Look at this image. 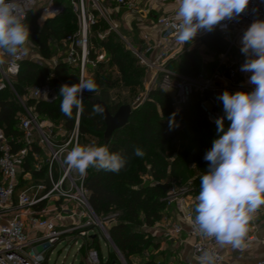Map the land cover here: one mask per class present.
<instances>
[{
    "label": "trees",
    "instance_id": "obj_1",
    "mask_svg": "<svg viewBox=\"0 0 264 264\" xmlns=\"http://www.w3.org/2000/svg\"><path fill=\"white\" fill-rule=\"evenodd\" d=\"M40 15L39 9L30 11L25 23L29 26L32 44L44 57L49 58L53 52L52 43L60 42L68 34L76 32L78 19L72 5L66 0L63 11L48 17L43 23L39 22ZM152 15L156 17L153 12ZM107 29L108 24L102 19L91 26V41L95 47H99V44L103 47L106 58L96 64L90 78L97 83L99 92L83 93L79 145L81 140L84 142V137H94L97 139L94 144H90V140H85V143L106 145L110 152L124 156L127 164L119 172L90 167L84 177V187L88 192L89 204L106 226L111 240L127 263L136 264L135 260L141 258L140 264H161L158 261L159 255H146L151 247H157L154 236H150L146 227L154 226L170 209L165 200L168 190L165 191L159 184L167 183L170 188V181L173 179L177 182L190 181V193L196 197L200 191V178L208 169L204 155L218 138L217 126L207 119L196 92L185 104L177 107L169 93L154 85L144 101L135 107L128 123L115 130L111 137H105L106 122L97 110L94 111L95 102L103 100L110 112L115 113L125 102L115 101L112 90L117 86H125L130 87L132 91L143 85L147 70L118 34L111 32L103 40L98 37V32H106ZM200 40L216 52H223L228 45L216 31L206 33ZM96 55L93 49L90 58L95 59ZM182 55V66L173 67V60L167 64L179 73L196 75L202 69H208L215 64L214 62L212 65L198 68L193 51H185ZM108 67H115L119 76L108 73ZM79 80L78 69L65 62L48 68L35 60L25 58L21 62L18 75L13 78V86L18 95H26L27 105L33 106L39 115H45L56 123L63 124L66 130L64 140L74 128L78 112L73 109L70 119L60 111L62 98L59 90L61 85L75 84ZM46 83H51L56 88L55 98L51 102L27 95L26 88L29 85ZM160 107L163 109L162 120L158 111ZM220 108L224 115L222 102ZM21 110L22 107L10 87L0 91V129L10 140L14 151L22 147L23 133L18 116ZM173 114L174 122L170 125L169 120ZM229 125L230 122L225 119V129ZM137 147L143 149L144 156L134 154ZM31 153H28L23 169L38 175L40 173L32 168ZM195 202L194 200L193 213ZM86 229L95 230L96 234L90 236L89 246L98 251L101 264H107L109 255L106 261H103L98 249V242L101 238L104 240L99 226L92 224ZM105 242L107 244V241ZM108 250L109 253H117L112 244L108 246Z\"/></svg>",
    "mask_w": 264,
    "mask_h": 264
},
{
    "label": "built area",
    "instance_id": "obj_2",
    "mask_svg": "<svg viewBox=\"0 0 264 264\" xmlns=\"http://www.w3.org/2000/svg\"><path fill=\"white\" fill-rule=\"evenodd\" d=\"M41 1H47V3L40 9L38 4ZM64 1L17 0L19 10L25 18L24 22L28 13L36 9L41 12L40 20L57 15L63 11ZM66 1L70 2L77 15L78 29L62 40L63 53L59 60L54 61V66L65 62L78 69L80 79L89 78L90 64L95 65L96 62L106 58L103 47L99 44L100 48H97L91 41V26L102 19L108 24V29L106 32H98V37L103 40L107 34L114 32L124 39L139 63L153 70L147 90L151 86L158 85L170 94L177 107L185 104L196 92L200 99V107L207 119L215 123L217 118L224 116L220 108L221 101L217 99L220 94L225 90L233 94L236 91L254 90L255 86L248 83L251 73L240 70L246 60V56L241 52V38L251 23L255 20H264V0H249L247 8L240 16L221 21L211 30L218 32L230 45L229 49L236 50V54L229 56L228 49L220 55L212 67L202 69L196 75L176 72L167 65L168 60L176 57L185 47L176 40V25L179 23L176 19L178 0ZM143 2H151L148 6L149 11L157 10L158 8L153 4L158 2L167 7H164V10L153 20L155 36L144 39V43L138 46L127 40L120 32V25L115 17V8H125L129 14H136L144 7ZM107 3H112V6L106 5ZM211 31L202 29L196 37L200 38ZM93 49L97 53L94 60L90 58ZM24 59L25 57H4V62L0 64V91L7 86L15 90L12 80L18 75ZM30 96L51 102L55 98V91L49 83L35 85ZM142 100L143 96L138 97L135 105L141 103ZM18 116L23 133L21 148L14 151L10 140L0 129V264H44L45 251L63 237L77 233L89 242L91 237L88 236L89 229L86 228L97 222L90 210L88 192L84 187L85 175L81 176L79 173L74 175V169H71L64 159L65 155L79 144L80 113H77L74 128L64 140L58 143L50 140L39 121V113L33 106L24 104V111ZM36 135L39 137L38 140L35 139ZM37 148H44L49 154L47 184L41 181L34 184L29 173L23 169L28 153L32 152L35 155ZM56 164L57 167H55ZM22 172H25L22 175L23 178L21 177ZM28 175L29 177L26 178ZM21 182L24 184L21 185ZM189 191V186H184L178 191L170 189L165 200L168 206L174 207L193 227V200L187 196ZM51 197L55 198L54 202H60V204L54 203L48 208ZM71 202L76 207L87 211L86 214L83 211L78 213L80 218L83 217L86 220L82 224L74 223L65 231H59V221L65 218L66 213L76 215V212L68 206ZM53 211L59 212L58 215L51 216L50 212ZM258 214L259 211L255 218ZM166 223L167 232L173 236H178L183 231L181 223L173 222L169 218H166ZM194 232L198 236L193 244L195 255L199 256L204 249H214L216 264H227L220 246L214 239L203 238L195 230ZM252 238H255L254 235ZM42 244H44V249L40 251L38 247ZM88 262L89 264H101L95 248L90 247ZM263 263L264 261H258L253 264Z\"/></svg>",
    "mask_w": 264,
    "mask_h": 264
},
{
    "label": "clouds",
    "instance_id": "obj_3",
    "mask_svg": "<svg viewBox=\"0 0 264 264\" xmlns=\"http://www.w3.org/2000/svg\"><path fill=\"white\" fill-rule=\"evenodd\" d=\"M249 0H178L176 40L191 43L202 30H213L221 21L231 20L245 11ZM17 0H0V64L4 57H27L30 30L24 22ZM226 27V26H225ZM241 52L246 56L241 71L251 73V92L225 90L217 99L223 104L224 116L215 120L218 138L204 155L208 169L200 178L195 197L194 230L203 238L214 239L220 247L243 249L247 246L250 223L264 207V20H255L241 38ZM60 111L72 118L73 109L83 111V93L96 94L94 79L81 78L75 84L60 87ZM100 105L94 106V111ZM161 120L163 109L159 108ZM170 118V125L174 122ZM225 119L230 125L225 129ZM136 156L145 155L134 149ZM65 163L81 176L95 168L119 172L127 159L108 147L77 144L66 155ZM198 264H216L214 249H204Z\"/></svg>",
    "mask_w": 264,
    "mask_h": 264
},
{
    "label": "rangeland",
    "instance_id": "obj_4",
    "mask_svg": "<svg viewBox=\"0 0 264 264\" xmlns=\"http://www.w3.org/2000/svg\"><path fill=\"white\" fill-rule=\"evenodd\" d=\"M47 1H41L38 4V8H42L44 5H46ZM158 4L160 5V9L163 8L162 4L160 2H158ZM106 5H110L112 6V3H107ZM164 5V4H163ZM152 12H154L153 10L150 13V16L148 15L147 17L143 18L141 13H136V14H129L126 9L124 11H120L118 18L120 19V28L123 36H125L127 38V40L129 39V41H132L134 44L140 46L141 43L144 41V39L147 38H151L153 36V29H151V18H153ZM126 13H128L129 15H127ZM125 44L126 41L124 39H122ZM51 42V41H50ZM52 47H53V52L52 55L49 58L44 57L39 50L33 45H30V51H29V55L25 58H29L32 60L37 61L38 63L48 67V68H52L54 67V61L55 60H59L60 57L62 56L63 53V46H62V41L60 42H53L52 43ZM97 48H100V46ZM230 48V45L228 44L226 47V50H224L223 52H216L210 48H208L201 40L200 38H194V40L191 43H186L185 47L177 54L176 57L170 59L173 60L172 66H182L183 63V52L185 53V51H193L196 59H197V64H198V68H203L206 67L208 65H212V63L216 62L218 60V58L220 57V55L224 52H226L228 49ZM143 49V47H142ZM230 51V55H235L236 54V50L234 48L229 49ZM182 55V56H181ZM96 58V56H95ZM94 60V59H93ZM170 60H168V62H170ZM167 62V64H168ZM97 64V62H96ZM94 64H90L88 67V76L89 78H91L93 76V70L97 65ZM91 67V69H90ZM172 69V67H171ZM117 69L115 67H108L107 68V72L108 73H112L114 76H119L117 71ZM177 72V71H176ZM153 75V70L147 69L146 70V79L143 85L135 88L134 90L131 91L130 87H125V86H117L116 88H114L112 90V96L113 99L116 100H122L125 103L124 104H131L132 106H135V102L137 100L138 97H142L143 96V100L146 98L148 91L150 90L151 87H149V90H147L148 86H149V81L151 76ZM12 84H13V80H12ZM36 84L33 85H29L26 90H27V95L30 96L31 90L32 88L35 86ZM50 85L52 86V88L54 89V91H56V88L53 86V84L50 83ZM14 87V86H13ZM10 89L13 91V93L15 94L17 100L19 101L22 110L20 111L23 112L24 111V104L27 105L26 103V95H18V93L16 92V90H13L11 87ZM140 104V103H139ZM138 105V104H137ZM136 105V106H137ZM29 106V105H28ZM39 121L40 123L43 125V128L45 129L46 133L48 134L50 140H52L53 142H60V140H63V137L66 133V130L63 126L62 123H56L55 121H53L52 119H50L47 116H43V115H39ZM35 139L38 140L39 137L36 135ZM85 140H90V144H94L97 139H95L94 137L91 136H86L84 137V142L81 140V146L83 145H89L88 143H85ZM187 143H185L186 145ZM36 154L33 155V153H31V159L30 161L32 162V168L34 170H36V172L40 173L38 175H35L33 172H27L29 173V175L32 178V181L34 184H36L37 182H43L45 184H47V178H48V171H47V160L49 158V154L46 151V149L42 148H37L35 149ZM66 157V155H65ZM65 159V158H64ZM57 167V164L56 166ZM40 168V169H39ZM25 172L21 173V177L23 178L22 175H24ZM74 175H77L78 172L76 170H74ZM57 174V173H56ZM29 175L26 177L28 178ZM22 181V179H21ZM24 183L21 182V185H23ZM167 184V183H166ZM184 186H189L190 188V181L188 182H177L175 179H173L172 181H170V188L168 189V191H170V189H174L176 191L180 190L182 187ZM49 187V186H48ZM189 198L191 200H195V196L190 193H188ZM54 197L50 198V205L48 206L51 207L54 205ZM84 212V214L87 213V211L84 208H81ZM59 212L53 211L50 212L51 216H57ZM44 215V213H42ZM86 219H84L82 222L84 223ZM100 221L102 222V220L100 219ZM79 224H82L81 222ZM94 224H97V222H95ZM103 224V222H102ZM98 225V224H97ZM99 226V225H98ZM105 230L106 226L103 224ZM67 227H58L59 231H65ZM149 228L151 227H146V230L149 231ZM100 229V233L102 235L103 233V238L105 241H107L108 246H110L111 242L109 241V239L106 236V233L104 232V230L99 226ZM96 234L95 230H89L88 236H92ZM150 236H154L155 239H157L156 235H153V233L150 231L149 232ZM106 237V238H105ZM163 237L165 239H168L170 241L176 239V236H173L171 234H169L167 232V229H165L164 233H163ZM102 238L101 240L98 242V249L100 251L101 256L103 257V261H106L108 255H109V261L107 262V264H125L123 262V259L121 258L120 254L115 253H109L108 250V246L106 244V242L104 241ZM109 241V242H108ZM91 246V242L89 240L86 241V239L80 235L76 234H71L69 237H63L59 242H57L53 247L47 249L45 251V256H46V260L44 262V264H89L88 262V254H89V249ZM38 249L40 251H43L44 249V244L40 245L38 247ZM151 249V248H150ZM150 249L147 251L146 255L148 256V254H150ZM124 258V257H123ZM125 260V258H124ZM141 258H139L138 260H135L136 264H140L141 262ZM126 264L127 261L125 260Z\"/></svg>",
    "mask_w": 264,
    "mask_h": 264
},
{
    "label": "crops",
    "instance_id": "obj_5",
    "mask_svg": "<svg viewBox=\"0 0 264 264\" xmlns=\"http://www.w3.org/2000/svg\"><path fill=\"white\" fill-rule=\"evenodd\" d=\"M150 4L151 2L142 4L144 7H142L139 13H141L143 18L147 17L148 15L150 16L152 11H149L150 8L148 6H150ZM153 5L158 8L157 10L153 9V14L156 17L159 13H161V11L164 10V7H167L162 4L163 8L160 9V5L158 3ZM124 10L125 8H115V17L117 18L119 25L120 19L118 18V15L120 11ZM126 14L129 15L128 13ZM156 17L151 18V29L154 31L153 36H155L153 20ZM46 19L47 18L43 20L39 19V22L43 23ZM142 43H144V41ZM54 203L58 205L60 204V202ZM68 206L71 210L76 212V215L72 216V214L68 215L66 213L65 218L59 221L60 227H69L74 223H82V221L85 219L78 216V213H80L82 210L81 208L76 207L72 202L68 203ZM166 218H169L173 222L181 223L183 226V231L181 234L176 236L177 238L172 241L163 237V233L167 225ZM150 231L153 233V235L157 236V239H155L157 247H151L150 254L159 255L158 261L161 262V264H198V256L195 255L193 250V244L197 240L198 236L194 232L191 224L185 220L174 207H170V209L167 211V214L154 226L149 228V232ZM253 235L255 238H252ZM250 237L251 239H249ZM246 244L247 246L243 249H233L230 246L220 247L221 253L224 256L227 264H253L258 261H264V207L259 210L257 218L253 219V221L250 223V231L247 236Z\"/></svg>",
    "mask_w": 264,
    "mask_h": 264
},
{
    "label": "water",
    "instance_id": "obj_6",
    "mask_svg": "<svg viewBox=\"0 0 264 264\" xmlns=\"http://www.w3.org/2000/svg\"><path fill=\"white\" fill-rule=\"evenodd\" d=\"M97 104L100 105V109H98L97 112L103 117V119L106 122L105 137L107 138L111 137V135L115 130L124 127L128 123L129 118L136 107V105L132 106L131 104H123L117 109L115 113H111L110 110L108 109L107 104L103 100H97L95 102V105ZM159 186L162 187L165 191L168 190V184L166 183H160ZM89 206H90V210L92 211V213L94 214L97 220V224L104 230L113 248L117 251L118 254H120L121 258L123 259V262L126 264L123 256L115 246L114 242L111 240L109 233L107 232V230H105L102 222L100 221V219L98 218V216L96 215L90 204Z\"/></svg>",
    "mask_w": 264,
    "mask_h": 264
}]
</instances>
